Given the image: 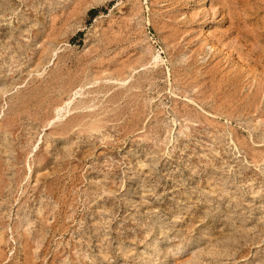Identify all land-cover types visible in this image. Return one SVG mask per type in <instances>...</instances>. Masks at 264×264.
<instances>
[{
	"label": "rangeland",
	"instance_id": "obj_1",
	"mask_svg": "<svg viewBox=\"0 0 264 264\" xmlns=\"http://www.w3.org/2000/svg\"><path fill=\"white\" fill-rule=\"evenodd\" d=\"M263 153L264 0H0V264H264Z\"/></svg>",
	"mask_w": 264,
	"mask_h": 264
},
{
	"label": "bare ground",
	"instance_id": "obj_2",
	"mask_svg": "<svg viewBox=\"0 0 264 264\" xmlns=\"http://www.w3.org/2000/svg\"><path fill=\"white\" fill-rule=\"evenodd\" d=\"M100 3V2H99ZM103 3V2H102ZM95 5V4H94ZM241 34V33H240ZM127 38V37H126ZM114 42V41H113ZM118 47V46H117ZM149 81V80H148ZM151 84H152V82H151ZM5 87V86H4ZM127 88V87H126ZM142 89V88H141ZM125 95V94H124ZM127 96V95H126ZM235 99V98H234ZM186 115V114H185ZM262 126V125H261ZM258 128V127H257ZM4 141V140H3ZM5 142H7V140L5 141ZM6 144V143H5ZM4 146H6V145H4ZM9 151L11 150V149H8ZM7 151V150H6ZM4 152V151H3ZM10 153V152H9ZM264 154V153H263ZM256 156V155H255ZM9 159V158H8ZM256 177V176H255ZM252 178V177H251Z\"/></svg>",
	"mask_w": 264,
	"mask_h": 264
},
{
	"label": "trees",
	"instance_id": "obj_3",
	"mask_svg": "<svg viewBox=\"0 0 264 264\" xmlns=\"http://www.w3.org/2000/svg\"><path fill=\"white\" fill-rule=\"evenodd\" d=\"M96 13H97V11H92V12L90 13V15H91V16H95Z\"/></svg>",
	"mask_w": 264,
	"mask_h": 264
}]
</instances>
